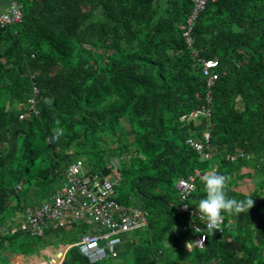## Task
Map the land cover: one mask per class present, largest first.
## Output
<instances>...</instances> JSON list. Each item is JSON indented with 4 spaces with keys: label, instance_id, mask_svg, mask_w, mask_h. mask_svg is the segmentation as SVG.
I'll return each instance as SVG.
<instances>
[{
    "label": "trees",
    "instance_id": "16d2710c",
    "mask_svg": "<svg viewBox=\"0 0 264 264\" xmlns=\"http://www.w3.org/2000/svg\"><path fill=\"white\" fill-rule=\"evenodd\" d=\"M16 1L21 22L0 25V259L11 262L17 236H32L19 230L17 214L83 156L101 174L118 158L115 186L127 192L115 199L139 202L147 213L144 233L128 242L134 264L176 263L165 255L167 234L175 249L195 219L181 209L176 185L198 171L186 200L196 211L205 196L201 178L212 169L231 177L230 198H252L253 207L222 213L226 230L207 231L203 248H181L179 263L264 264V0L209 1L193 25L192 47L182 35L190 0ZM200 58L218 60L210 88ZM34 85L37 113L27 103ZM203 106L209 115L189 117ZM205 131L213 149L207 160L187 142ZM246 181L253 190L237 189ZM28 246L20 243V253H32ZM61 264L91 263L71 246Z\"/></svg>",
    "mask_w": 264,
    "mask_h": 264
},
{
    "label": "built area",
    "instance_id": "2783aa9c",
    "mask_svg": "<svg viewBox=\"0 0 264 264\" xmlns=\"http://www.w3.org/2000/svg\"><path fill=\"white\" fill-rule=\"evenodd\" d=\"M190 1L191 10L185 19V28L182 33L188 47H192L193 44L192 29L197 16L209 1L215 0ZM22 17L19 3L16 0H9L8 7L0 11V25L19 23ZM199 61L202 73L206 77V86L210 88L218 79L216 71L218 60L216 58H200ZM38 93V88L34 85L32 96L27 101L34 113H37L35 103ZM206 99L210 101L209 91ZM200 115H209V108L203 106L195 109L189 114V117L197 118ZM25 116V112L19 114L20 119ZM209 138V133L205 131L202 140L187 139V142L203 160L210 159L213 155ZM238 156H241V153L228 156V158L235 160ZM118 166L119 160L114 157L106 166L109 172L101 174L84 171L80 160L69 163L62 173L59 187L48 200L40 204L28 205L21 212L20 217H17L19 230L32 236H42L49 227L64 228L67 225L84 223L86 230L67 247L75 246L91 264L117 257L119 255L118 246L123 241L122 235L147 224L145 210L120 204L115 199V184L120 178ZM213 170L215 169L211 171ZM197 173L198 171L194 170V174L180 179L177 183L182 201L181 209L187 210L195 216L193 221L182 227L183 232L192 233L191 241L186 245L188 250L194 247L203 248L207 240L206 224L200 219L199 214L186 204V200L194 188V177ZM228 225L229 223L224 217L220 230L213 231L223 233Z\"/></svg>",
    "mask_w": 264,
    "mask_h": 264
},
{
    "label": "rangeland",
    "instance_id": "374dc122",
    "mask_svg": "<svg viewBox=\"0 0 264 264\" xmlns=\"http://www.w3.org/2000/svg\"><path fill=\"white\" fill-rule=\"evenodd\" d=\"M3 0H0V3H3ZM78 159L83 160V156L79 157ZM77 157H72L70 159V163L73 161L78 160ZM111 160V159H110ZM110 162V161H109ZM121 164V163H119ZM82 169L84 171H90L91 168L88 165L82 164ZM91 172V171H90ZM60 185V180L58 185L55 184L53 187H51V190H48V193L44 194L43 196H41L38 200V203L36 204H40L46 200H48V198L57 190V188ZM254 188V184L250 181H246V182H241L237 189L244 191V192H249L251 190H253ZM115 193H114V197L117 199L121 193H126L127 192V188H123L120 185L115 186L114 189ZM131 206V205H128ZM133 206V205H132ZM134 206L141 208V203H135ZM17 217H20V214H17ZM7 224H5V226H7ZM147 225H144L136 230H133L132 232H130V235H135V234H141L144 233L145 231V227ZM83 232L81 230H78V228L76 226L73 225H67L66 227H64V229H58L54 228L53 231H49L47 233H45L42 236H17V254H20L21 251H24L23 249L21 250L18 246L21 243L22 245H29L28 247L31 248V250L33 251V254H36L38 256H41V253L43 250H45L46 248H58L59 245H64L66 246L68 244V241H74L75 238L79 235H81ZM172 234L168 233L167 237H166V249H165V255L169 258L170 262H182L184 261V259H178L177 254H179L180 249L175 250L173 248H171L170 250V246L171 243H169V238L171 237ZM186 235H191L192 237V233H188ZM122 236H125V234H123ZM165 241V240H164ZM173 241V240H172ZM191 241V239L189 240V242ZM177 244H179V242H177ZM172 246H174V243L172 244ZM120 247V246H119ZM24 248V246H23ZM122 248V247H121ZM27 250V249H26ZM31 252L28 251V254H30ZM14 255V253H13ZM186 256H189V258L192 256V254H187ZM185 256V257H186ZM165 257V256H164ZM165 257V258H167ZM46 259H48V257H45ZM167 258V259H168ZM10 263V257L8 258H4V259H0V264H9ZM98 264H134L133 259L131 258V255L129 257H125V258H121V255L119 258H111V259H105V260H101L98 262Z\"/></svg>",
    "mask_w": 264,
    "mask_h": 264
},
{
    "label": "clouds",
    "instance_id": "9594fccd",
    "mask_svg": "<svg viewBox=\"0 0 264 264\" xmlns=\"http://www.w3.org/2000/svg\"><path fill=\"white\" fill-rule=\"evenodd\" d=\"M51 102V98H46L45 103L50 104ZM59 123V121L56 122L57 127L53 130L57 139L64 134ZM201 179L205 196L199 200L195 212L204 221L209 233H212L213 230H220L224 219L222 213H226L228 216L239 215L253 207L252 198L237 200L227 195L230 176L218 174L213 170L205 173Z\"/></svg>",
    "mask_w": 264,
    "mask_h": 264
},
{
    "label": "crops",
    "instance_id": "0c3cea01",
    "mask_svg": "<svg viewBox=\"0 0 264 264\" xmlns=\"http://www.w3.org/2000/svg\"><path fill=\"white\" fill-rule=\"evenodd\" d=\"M3 3H0V11L5 10L8 7L9 0H3ZM18 224V223H17ZM132 232V231H130ZM130 232L125 234L123 237L122 243L118 246L119 255L116 258H119L121 255V258L129 257L131 255V250L128 247V242L132 239H137V237H134V235H130ZM189 236H184L181 239H179V244L175 248V250H178L179 248H186V245L188 244ZM134 237V238H133ZM69 245V244H67ZM66 245V246H67ZM59 247H64V245H59ZM58 248H46L42 251L41 256H38L36 254L30 253V254H15L11 257L10 264H61L63 261V256H60L57 258V260H53V256L56 255ZM122 247V248H121ZM70 248V247H69ZM65 249V248H64ZM68 250V249H67ZM66 250V251H67ZM66 254V253H65ZM45 257H48L46 259ZM65 257V255H64ZM111 259V258H110ZM178 263V262H176Z\"/></svg>",
    "mask_w": 264,
    "mask_h": 264
},
{
    "label": "water",
    "instance_id": "95a60500",
    "mask_svg": "<svg viewBox=\"0 0 264 264\" xmlns=\"http://www.w3.org/2000/svg\"><path fill=\"white\" fill-rule=\"evenodd\" d=\"M176 186H177V185H176ZM67 246H68V245H67ZM67 246L59 247V249H58L56 255L53 256L52 261H53V260H57V258L60 257V256H63V258H64V255H65V253H66V250L69 248V247H67ZM64 248H65V249H64Z\"/></svg>",
    "mask_w": 264,
    "mask_h": 264
}]
</instances>
